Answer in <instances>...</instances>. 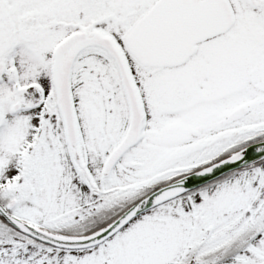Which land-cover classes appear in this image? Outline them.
<instances>
[{"label":"snow or ice","instance_id":"6c2138e0","mask_svg":"<svg viewBox=\"0 0 264 264\" xmlns=\"http://www.w3.org/2000/svg\"><path fill=\"white\" fill-rule=\"evenodd\" d=\"M0 264H264V0H0Z\"/></svg>","mask_w":264,"mask_h":264}]
</instances>
